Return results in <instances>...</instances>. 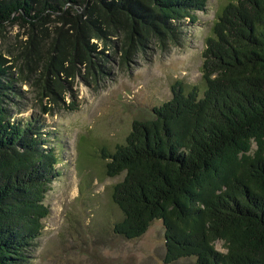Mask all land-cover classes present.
<instances>
[{"label": "trees", "instance_id": "obj_1", "mask_svg": "<svg viewBox=\"0 0 264 264\" xmlns=\"http://www.w3.org/2000/svg\"><path fill=\"white\" fill-rule=\"evenodd\" d=\"M208 1L0 0V35L9 23L31 28L18 57L0 51V264H32L50 213L46 194L59 175L44 119L21 115L15 98V63L36 62L49 38L44 23L52 16L61 23L44 70L74 76L83 67L94 73L112 52L128 65L150 44H180L183 22L195 21ZM201 71L202 92L177 81L153 116L135 120L125 142L104 154L107 174H124L113 188L123 213L114 230L134 239L161 219L166 263L264 264V0L222 7ZM40 80L42 98L53 88Z\"/></svg>", "mask_w": 264, "mask_h": 264}, {"label": "rangeland", "instance_id": "obj_2", "mask_svg": "<svg viewBox=\"0 0 264 264\" xmlns=\"http://www.w3.org/2000/svg\"><path fill=\"white\" fill-rule=\"evenodd\" d=\"M230 1L234 0H209L204 10L197 11L195 21L186 19L180 44L162 48L150 44L128 65L112 52L113 60L94 73L83 67L74 76L61 73L56 77L44 70L48 42L55 26L61 24L53 16L44 23L49 38L39 55L33 56L36 62L21 59L14 67L21 79L15 97L22 108L20 114L44 119L43 131L59 157V175L45 198L50 213L32 247V264H194V258L165 262L161 219L152 221L138 238L127 239L115 232L123 213L113 200V188L124 174L108 175L109 159L104 154L125 142L135 120L151 118L153 108L172 96L177 81L189 88L197 85L201 92L205 89L201 69L206 38L218 12ZM5 29L0 51L9 58L18 57L31 38V28L9 23ZM43 78L53 89L41 98ZM216 247L226 250L221 240Z\"/></svg>", "mask_w": 264, "mask_h": 264}]
</instances>
